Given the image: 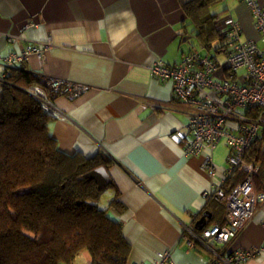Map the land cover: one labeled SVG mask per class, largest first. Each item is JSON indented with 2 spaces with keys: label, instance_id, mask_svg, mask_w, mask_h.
I'll return each mask as SVG.
<instances>
[{
  "label": "crops",
  "instance_id": "crops-1",
  "mask_svg": "<svg viewBox=\"0 0 264 264\" xmlns=\"http://www.w3.org/2000/svg\"><path fill=\"white\" fill-rule=\"evenodd\" d=\"M187 1L0 0V33L22 37L0 36V75L6 72V55L20 53L29 42L50 40L41 57L30 53L20 65L43 84L54 78L88 87L74 98L51 97L64 116L51 117L49 132L65 153L108 159L113 186H105L108 194L100 204L120 223L128 242L127 264H151L157 252L167 249L176 264H205L206 250L189 249L180 240L182 223L196 229L205 212L203 227L223 223L224 204L204 193L236 184L224 140L197 156L185 153L175 134L187 135L190 106L175 98L171 81L159 80L150 70L157 59L175 65L191 48L206 52L193 32ZM207 11L217 17L216 25L231 16L241 25V39L263 46L242 0H220ZM211 54L219 65L216 79L228 77L224 52L212 49ZM233 74L245 80L243 68ZM207 158L213 175L203 167ZM253 248L258 253L243 264H264V201L225 245L227 251ZM72 264H91L89 252L80 251Z\"/></svg>",
  "mask_w": 264,
  "mask_h": 264
},
{
  "label": "trees",
  "instance_id": "trees-1",
  "mask_svg": "<svg viewBox=\"0 0 264 264\" xmlns=\"http://www.w3.org/2000/svg\"><path fill=\"white\" fill-rule=\"evenodd\" d=\"M218 1L184 3L210 57L212 49L225 53L226 35L207 11ZM5 70L0 80V264H72L84 249L91 264H127L120 223L97 203L105 187L85 176L98 166L107 170L108 159L61 151L49 132L52 116L28 91L38 77L22 65ZM245 159L259 162L253 181L264 193V125ZM230 176L235 184L245 173L236 169Z\"/></svg>",
  "mask_w": 264,
  "mask_h": 264
},
{
  "label": "built area",
  "instance_id": "built-area-1",
  "mask_svg": "<svg viewBox=\"0 0 264 264\" xmlns=\"http://www.w3.org/2000/svg\"><path fill=\"white\" fill-rule=\"evenodd\" d=\"M253 17L254 26L260 34L263 46L253 40L241 39V25L231 16H225L217 25L225 35V60L230 75L216 79L219 65L209 54L191 48L182 54L178 63L167 65L157 59L150 66L152 74L161 81H171L175 98L190 106L187 135L177 132V139L183 143L188 155L197 156L203 148L212 150L224 140L229 153L227 164L230 173L236 169L245 173L229 192L221 186L204 193L225 206L222 224L215 223L200 230L182 223L180 240L189 249L202 248L210 258L205 264H243L254 257L259 249H237L227 251L225 245L234 239L252 217L256 205L264 201V193L256 190L253 177L259 169V162L245 159V151L264 125V4L259 0H242ZM8 41L22 39L20 35L0 33ZM45 42H29L20 53H9L3 58L6 66L20 65L30 53L42 56L50 46ZM245 70V80L233 78L238 69ZM6 72L0 75L5 79ZM87 85L48 79L35 83L28 89L40 103L42 110L51 116L63 117L64 113L55 105L52 96L66 94L74 98L87 89ZM212 92L215 94L213 95ZM230 122V123H229ZM203 167L210 175L215 167L207 158ZM176 264L171 250L159 251L151 264ZM145 264V263H130Z\"/></svg>",
  "mask_w": 264,
  "mask_h": 264
},
{
  "label": "water",
  "instance_id": "water-1",
  "mask_svg": "<svg viewBox=\"0 0 264 264\" xmlns=\"http://www.w3.org/2000/svg\"><path fill=\"white\" fill-rule=\"evenodd\" d=\"M85 176L88 179H93L97 183L99 188H103L107 186L111 182L110 175L104 166H98L90 171H88ZM208 213H203L200 219L196 222V229H201L206 221V217H208Z\"/></svg>",
  "mask_w": 264,
  "mask_h": 264
},
{
  "label": "rangeland",
  "instance_id": "rangeland-1",
  "mask_svg": "<svg viewBox=\"0 0 264 264\" xmlns=\"http://www.w3.org/2000/svg\"><path fill=\"white\" fill-rule=\"evenodd\" d=\"M218 5H219V4H218ZM220 6H221V4H220ZM222 6H223V5H222ZM193 42L195 43V46H196V47H200V45L196 42V40L193 39ZM212 94L215 95L213 92H212ZM229 123H230V122H229ZM106 189H108V187H105V188H104V190H103L102 193H101L100 199H99V201L97 202V203L99 204V206H101L100 203L106 199V196H107V194H108V192H107L108 190H106ZM101 207H102V206H101Z\"/></svg>",
  "mask_w": 264,
  "mask_h": 264
}]
</instances>
